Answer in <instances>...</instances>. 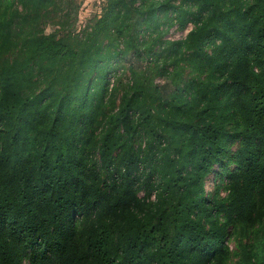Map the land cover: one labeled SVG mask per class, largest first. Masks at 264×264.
Returning <instances> with one entry per match:
<instances>
[{
  "label": "trees",
  "instance_id": "trees-1",
  "mask_svg": "<svg viewBox=\"0 0 264 264\" xmlns=\"http://www.w3.org/2000/svg\"><path fill=\"white\" fill-rule=\"evenodd\" d=\"M102 1L0 0V264H264V0Z\"/></svg>",
  "mask_w": 264,
  "mask_h": 264
},
{
  "label": "rangeland",
  "instance_id": "rangeland-1",
  "mask_svg": "<svg viewBox=\"0 0 264 264\" xmlns=\"http://www.w3.org/2000/svg\"><path fill=\"white\" fill-rule=\"evenodd\" d=\"M77 2L79 4V9H78V15H77L78 20H77L76 25H77V28L81 30L87 24H89L93 18L102 15L104 1L102 0H77ZM163 28H164V38L165 39L177 40V39H184L187 36L188 32L193 28V24L189 22L187 25H185L182 28L177 21H174L173 23H170V22L165 23ZM52 30L53 28L51 25L46 26L47 33L52 32ZM146 63L137 62V63H134L133 66H135L138 69H141ZM120 64H121L120 70L121 72H123L122 77L124 81H126L130 74L129 69H128L129 63L124 61V62H121ZM123 66L126 68L125 70L123 69ZM155 82L161 85L164 84V81L161 79L160 76L155 77ZM231 168H233V166ZM212 178H213V174L211 175L210 179L207 182L208 191H211L214 188ZM219 178L218 180H220ZM259 228L260 226L258 225L254 229L258 231L259 235L263 234V232L259 231ZM239 229L241 230L240 235H242V226H239ZM238 238H236L235 240H230L228 242V244L232 247L234 251L236 250L237 245L239 244ZM238 259H239V256L233 253L228 264H235Z\"/></svg>",
  "mask_w": 264,
  "mask_h": 264
}]
</instances>
